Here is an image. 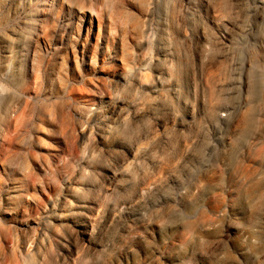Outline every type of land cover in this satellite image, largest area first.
I'll return each instance as SVG.
<instances>
[{
    "label": "rangeland",
    "instance_id": "1",
    "mask_svg": "<svg viewBox=\"0 0 264 264\" xmlns=\"http://www.w3.org/2000/svg\"><path fill=\"white\" fill-rule=\"evenodd\" d=\"M40 1L0 0V264H264V0Z\"/></svg>",
    "mask_w": 264,
    "mask_h": 264
},
{
    "label": "bare ground",
    "instance_id": "2",
    "mask_svg": "<svg viewBox=\"0 0 264 264\" xmlns=\"http://www.w3.org/2000/svg\"><path fill=\"white\" fill-rule=\"evenodd\" d=\"M41 4H44V5H47V0H41L40 1ZM55 8V6H53V9ZM46 12V10L44 8H40V7H37V9L35 10L34 12V15L35 16H40L43 15L44 13ZM37 18V17H36ZM35 18V19H36ZM37 21V20H36ZM39 21V20H38ZM38 24V23H37ZM64 33H61V36H63ZM65 35V34H64ZM26 198V197H25ZM86 207H88V205H86ZM74 224L79 228L81 229L82 233L84 234H88L89 230H88V224L87 223H83V222H80V221H74Z\"/></svg>",
    "mask_w": 264,
    "mask_h": 264
}]
</instances>
